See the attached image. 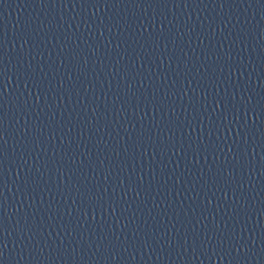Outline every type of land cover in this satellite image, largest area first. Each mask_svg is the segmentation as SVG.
<instances>
[{
    "label": "water",
    "instance_id": "water-1",
    "mask_svg": "<svg viewBox=\"0 0 264 264\" xmlns=\"http://www.w3.org/2000/svg\"><path fill=\"white\" fill-rule=\"evenodd\" d=\"M0 264H93L1 162Z\"/></svg>",
    "mask_w": 264,
    "mask_h": 264
}]
</instances>
